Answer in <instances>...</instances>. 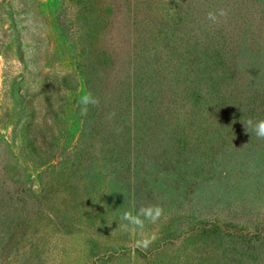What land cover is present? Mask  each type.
I'll return each instance as SVG.
<instances>
[{
  "label": "rangeland",
  "instance_id": "obj_1",
  "mask_svg": "<svg viewBox=\"0 0 264 264\" xmlns=\"http://www.w3.org/2000/svg\"><path fill=\"white\" fill-rule=\"evenodd\" d=\"M182 1L201 12L198 87L170 101ZM85 92L98 103L82 114ZM248 118L264 119V0H0V264H208L200 242L158 249L201 220L242 229L264 264ZM133 201L164 209L147 250L118 227Z\"/></svg>",
  "mask_w": 264,
  "mask_h": 264
},
{
  "label": "trees",
  "instance_id": "obj_2",
  "mask_svg": "<svg viewBox=\"0 0 264 264\" xmlns=\"http://www.w3.org/2000/svg\"><path fill=\"white\" fill-rule=\"evenodd\" d=\"M184 4V1L178 4L175 23L172 25V31L166 34L165 43L163 44L164 53L167 57L164 74L168 77L166 81L168 82L170 101L175 100V95L181 91L180 88L188 87V90L194 89L195 91V88L198 87V60L201 56L199 51L203 39L200 28L201 12L195 6V3L190 8ZM147 10H150L149 7H147ZM159 18L155 15V12L152 14L150 11L141 18V26L145 28L153 27L156 22L155 19ZM162 76L159 77L162 78ZM171 84L173 85L171 86ZM194 97L190 102L191 108H194ZM179 98L182 100V96ZM179 234L176 240L163 238L159 242L158 249L164 246L172 248L180 238L182 240L187 239L188 242L192 240V242L204 244L205 246L202 247L204 250L201 252L205 259L210 258L208 264H250V262H253L252 259L257 257L256 249L253 246V237L246 234L242 229H235L213 220H201L191 223L184 232L182 231Z\"/></svg>",
  "mask_w": 264,
  "mask_h": 264
},
{
  "label": "clouds",
  "instance_id": "obj_3",
  "mask_svg": "<svg viewBox=\"0 0 264 264\" xmlns=\"http://www.w3.org/2000/svg\"><path fill=\"white\" fill-rule=\"evenodd\" d=\"M227 17V11L223 8L210 10L206 18L213 24L220 23ZM98 99L91 92H85L79 99L82 114H86L90 105L94 106ZM247 133L254 134L259 140H264V119L248 118L243 123ZM164 215V209L159 204L141 205L136 208L135 201L131 206L122 211L118 224L119 229L129 234L133 238V247L141 250H147L157 239L154 232L146 231V222L155 225Z\"/></svg>",
  "mask_w": 264,
  "mask_h": 264
}]
</instances>
